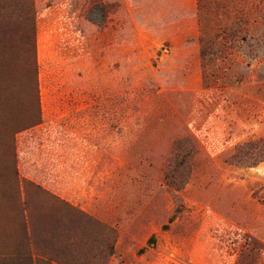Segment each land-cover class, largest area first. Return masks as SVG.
I'll return each instance as SVG.
<instances>
[{
	"label": "rangeland",
	"instance_id": "obj_1",
	"mask_svg": "<svg viewBox=\"0 0 264 264\" xmlns=\"http://www.w3.org/2000/svg\"><path fill=\"white\" fill-rule=\"evenodd\" d=\"M33 3L43 120L16 134L30 96L0 101V264H29L3 197L22 179L116 229L106 264H264V163L229 162L238 145L264 138V0L218 1L248 36L207 72L198 0ZM183 137L198 152L182 189L170 190L172 144Z\"/></svg>",
	"mask_w": 264,
	"mask_h": 264
},
{
	"label": "trees",
	"instance_id": "obj_2",
	"mask_svg": "<svg viewBox=\"0 0 264 264\" xmlns=\"http://www.w3.org/2000/svg\"><path fill=\"white\" fill-rule=\"evenodd\" d=\"M218 1L198 0L199 58L205 72L235 51H240L241 43L245 42L248 36L240 19L230 21L222 18ZM35 21L33 0H0V101L17 95L30 96L31 101L27 110L28 119L15 126L16 134L39 126L43 120ZM197 152V145L191 137H183L173 142L171 161L165 174L170 190L182 189L181 174L188 170L190 173V162ZM229 162L250 168L264 163V138L238 145ZM8 169L12 170L11 164ZM22 180V189L21 184L18 181L15 183L14 180L10 188L4 189L3 197L8 201V203L5 201L6 208L9 205L12 210L14 209L17 217L14 220L15 226H22L26 233L21 243L24 244L23 252L26 251L24 257L27 256L25 258L27 263L75 264L76 261H80L79 264H90L85 260L93 254L106 264L109 258L115 255L116 229L51 194L34 182ZM10 193H14L15 196ZM43 199L47 200L46 206H42ZM31 200L38 203L35 208L32 207ZM20 203L23 207H20ZM184 209L183 204H179L168 223H173ZM42 213L47 215L42 216ZM168 228L169 225L163 226V229ZM98 236L101 240L96 246L95 239L97 240ZM155 243L156 238L152 235L146 247ZM57 246H62L60 253L53 250ZM85 248H89L87 254H82ZM145 250L146 248H142L141 251ZM64 254L73 256L66 259L67 256ZM33 255L38 259L35 260ZM81 256L84 258L82 259ZM21 261L24 264V258H21Z\"/></svg>",
	"mask_w": 264,
	"mask_h": 264
},
{
	"label": "crops",
	"instance_id": "obj_3",
	"mask_svg": "<svg viewBox=\"0 0 264 264\" xmlns=\"http://www.w3.org/2000/svg\"><path fill=\"white\" fill-rule=\"evenodd\" d=\"M34 183H36V182H34ZM57 195V194H56ZM58 196V195H57ZM59 198H61L62 200H64V201H67L66 199H64V198H62L61 196H58ZM70 203V202H69ZM71 204H73V203H71Z\"/></svg>",
	"mask_w": 264,
	"mask_h": 264
}]
</instances>
